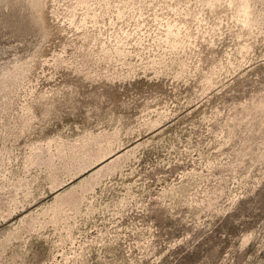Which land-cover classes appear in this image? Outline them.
I'll return each mask as SVG.
<instances>
[{
    "label": "rangeland",
    "instance_id": "1",
    "mask_svg": "<svg viewBox=\"0 0 264 264\" xmlns=\"http://www.w3.org/2000/svg\"><path fill=\"white\" fill-rule=\"evenodd\" d=\"M0 264H264V0H0Z\"/></svg>",
    "mask_w": 264,
    "mask_h": 264
},
{
    "label": "bare ground",
    "instance_id": "2",
    "mask_svg": "<svg viewBox=\"0 0 264 264\" xmlns=\"http://www.w3.org/2000/svg\"><path fill=\"white\" fill-rule=\"evenodd\" d=\"M219 1V0H218ZM245 6H244V8H246V5L248 6V3L246 2L245 4H244ZM109 136V135H108ZM99 143V142H98ZM74 145V144H73ZM72 145V146H73ZM71 146V145H70ZM75 146V145H74ZM76 146H78V145H76ZM59 147V146H58ZM71 148V147H70ZM101 148V147H100ZM62 149H64V148H62ZM61 149V150H62ZM86 149V148H85ZM66 150V149H65ZM64 150V151H65ZM64 151H62V153L64 152ZM71 151H73V150H71ZM82 151V150H81ZM84 151V150H83ZM49 153V152H48ZM65 154V153H64ZM63 154V155H64ZM70 154V153H69ZM90 154V153H89ZM50 155V154H49ZM86 155V154H85ZM110 155V153H107V154H103L102 152H100V153H98V152H96L95 154H90V156H91V158L89 159H87V160H89L90 162H92L93 160H95V162L98 164V162H103L108 156ZM53 156V155H52ZM62 156V155H61ZM86 157H88L87 155H86ZM53 158V157H52ZM59 158H61V157H59ZM82 158H84V157H82ZM73 160V159H72ZM49 161H50V163H52V160L51 159H49ZM85 161H86V159H85ZM82 162V161H81ZM88 162V161H87ZM115 162L116 161H114L113 163H111V164H109V165H106L107 167L105 168V169H103V170H107V169H110L112 166H114V164H115ZM92 165H93V163H92ZM53 166V165H52ZM103 170H100L99 172H98V175H99V173H101ZM109 171V170H108ZM94 176V175H93ZM93 176H92V178H93ZM97 176V175H96ZM64 197V196H63ZM62 197H60V198H58V200H56V201H58L57 203H58V205H57V209H60L63 205H66V204H71V206H74L75 207V204L77 203V201L76 200H72V201H70L71 199L70 198H68V197H66L65 199H61ZM60 211V210H59Z\"/></svg>",
    "mask_w": 264,
    "mask_h": 264
}]
</instances>
